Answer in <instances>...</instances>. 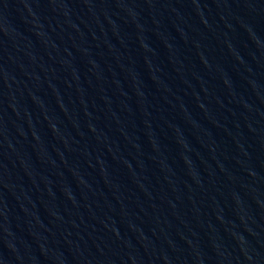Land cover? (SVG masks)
Segmentation results:
<instances>
[{
  "label": "water",
  "instance_id": "1",
  "mask_svg": "<svg viewBox=\"0 0 264 264\" xmlns=\"http://www.w3.org/2000/svg\"><path fill=\"white\" fill-rule=\"evenodd\" d=\"M0 264H264V0H0Z\"/></svg>",
  "mask_w": 264,
  "mask_h": 264
}]
</instances>
